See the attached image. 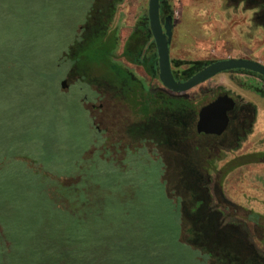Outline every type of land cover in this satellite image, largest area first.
Wrapping results in <instances>:
<instances>
[{"label": "rangeland", "instance_id": "374dc122", "mask_svg": "<svg viewBox=\"0 0 264 264\" xmlns=\"http://www.w3.org/2000/svg\"><path fill=\"white\" fill-rule=\"evenodd\" d=\"M91 1L0 0V42L14 51L26 48L31 54L25 61H17L0 52V69L11 72L9 82L0 87V260L7 264H75L66 258H50L56 251L74 250L64 241L66 230L74 217L89 208L106 206L115 212L116 223L107 232L113 247L134 244L135 223L119 213L121 209L145 207L156 217L174 215L173 210L158 207L162 198L156 196L163 197L157 189L159 162L145 152L132 154L141 150L137 143L131 146L132 152L126 149L132 145L126 132H105L121 130L114 120L130 114L129 109L106 103L99 112L86 101L87 111L81 105L83 99L104 103L114 96L71 73L68 62L58 61L63 53H89L80 43L72 48L69 42L72 22H83ZM104 2L93 1L94 9L88 13H95ZM167 3L174 18L173 60L212 63L247 58L264 64V25L255 23L254 9H245L243 3L231 7L224 0ZM148 9L149 0H123L117 5L112 23L119 34L117 59L134 28L142 21L150 28ZM144 39L140 38V47ZM153 42L152 36L144 50ZM153 49L157 52L156 45ZM124 64L146 85L164 88L159 78L151 80L143 68ZM94 75L96 72L91 78ZM62 80H67L66 88H62ZM259 89H264L262 78L227 71L186 94L199 106L221 92L256 105L253 132L238 150L218 162V170L225 195L264 216V163L249 162L228 170L234 159L239 163L248 154L264 152V97ZM216 174L213 172L215 179ZM60 179L71 182L70 190ZM148 197L157 201V208H150ZM225 215L228 220L244 222L264 253V237H257L252 221Z\"/></svg>", "mask_w": 264, "mask_h": 264}, {"label": "trees", "instance_id": "16d2710c", "mask_svg": "<svg viewBox=\"0 0 264 264\" xmlns=\"http://www.w3.org/2000/svg\"><path fill=\"white\" fill-rule=\"evenodd\" d=\"M93 1L85 8L83 22L74 21L70 27V47L80 43L88 48L89 53H63L58 61L68 62L71 73L80 75L114 97L126 100L139 114L140 124L145 125L146 132H138V135L144 136L142 140L155 145V148L130 151L132 154L145 152L159 162L161 175L157 189L163 193V197L156 196L162 198L158 207L162 211L173 210L174 215L170 219L162 214L156 217L145 207L137 208L138 211L121 209L119 213L135 223L134 244L113 247L108 243L107 232L110 225L116 223L115 212L111 213L106 206L89 208L90 211L88 209L86 213L74 217L66 230L64 241L74 246V250L63 253L56 251L50 259L66 258L75 264H264V253L252 240L247 225L228 220L225 212L230 217L252 221L259 239L264 237V216L230 200L225 195L218 170V162L228 152L238 150L253 132L257 118L256 105L235 99L237 104L230 112L229 127L222 135L198 133L199 109L205 104L199 106L186 94L173 93L166 88H151L144 80H139L111 53L118 43L115 31L107 41H103L107 30L99 35V39L85 35L81 26L90 25L96 18L108 28L114 20L117 5L123 0H103L112 1L113 6L107 10L98 8V11L90 14L89 9H94ZM224 1L231 7L243 3L245 9H254V20L260 26L264 25V0ZM161 6L162 17L166 14L173 16L167 0H161ZM140 25H143L145 43L136 52L127 49L123 56L131 63L142 65L152 80L158 79V54L153 49L155 43L146 53L144 50L152 34L146 21ZM0 52L7 53L17 61H25L31 56L28 49L14 51L3 42H0ZM171 61L175 78L182 81L191 78L207 63L200 60ZM94 71L96 75L91 78ZM229 72L249 73L264 80L261 75L247 70ZM9 75L11 72L0 69L1 88L9 82ZM257 92L264 97V89ZM221 94L224 92L218 96ZM243 159L239 163L234 159L233 165L227 164L232 165L228 170L249 162L264 163V152L248 154ZM213 172L217 173V179ZM70 183H64L68 190ZM135 185L139 186L138 183ZM67 189L65 195L68 196ZM146 193L149 195L152 189ZM62 198L66 203L67 198ZM146 199L150 208H157L156 200L152 202L149 197ZM132 200L134 198L130 200L133 203ZM54 262L57 264L59 261ZM0 264L7 263L0 260Z\"/></svg>", "mask_w": 264, "mask_h": 264}, {"label": "water", "instance_id": "95a60500", "mask_svg": "<svg viewBox=\"0 0 264 264\" xmlns=\"http://www.w3.org/2000/svg\"><path fill=\"white\" fill-rule=\"evenodd\" d=\"M149 25L158 54L159 79L164 88L173 93L186 94L220 73L231 70H247L264 77V64L247 58H229L206 63L204 67L188 80H177L173 73L171 43L173 39L174 18L161 16V0H149ZM62 88L67 80H62ZM187 95V94H186ZM236 100L228 93L217 96L213 101L199 109L198 133L222 135L229 127L230 112L236 107Z\"/></svg>", "mask_w": 264, "mask_h": 264}, {"label": "flooded vegetation", "instance_id": "af4514ba", "mask_svg": "<svg viewBox=\"0 0 264 264\" xmlns=\"http://www.w3.org/2000/svg\"><path fill=\"white\" fill-rule=\"evenodd\" d=\"M111 6H113V3L112 1H108V2H104V5L101 7L102 9H106L107 8H110ZM162 7V6H161ZM109 12V11H106V13ZM168 14L164 15V17L162 18H165L167 17ZM96 18V17H95ZM113 23V22H112ZM112 23L110 24V26L108 28H106V26H104V24L98 19L96 18L94 20V22H92L90 25L86 24L87 26H81V29L85 30V35L89 36V37H97V39H99V35L102 34L104 31L107 30V35H106V38L103 40V41H107L109 39V36H111V34L115 31L116 32V35L115 37L117 38L118 37V43H117V46L115 47L114 50L111 51V53L117 57V51H118V48H119V34H118V31L115 30V28L112 27ZM256 23V21H255ZM257 24V23H256ZM150 29V28H149ZM143 30V25H138L136 28H134V30L131 32L130 36L128 37L127 41L124 43V45L122 46L121 48V59H123L122 61H119L121 60L120 58L117 59V61L121 64H123L124 66H126L124 64V62L126 64H129V65H132V66H135V67H141L144 69V67L142 65H139V64H134V63H131L129 62L126 57L123 56V53L128 49L130 52H136L138 51V49L140 48V45L142 44L140 40V38H143L144 36V32L142 31ZM151 31V30H150ZM152 34V33H151ZM155 43V42H154ZM150 49V47L148 46V48L145 50L146 52ZM145 52V53H146ZM127 67V66H126ZM145 71V69H144ZM146 72V71H145ZM134 73V72H133ZM135 74V73H134ZM147 74V73H146ZM148 75V74H147ZM135 76L143 81L141 79V77L137 76L135 74ZM149 76V75H148ZM150 77V76H149ZM152 80V79H151ZM152 86L151 88H157V87H154L153 85H150ZM170 91V90H169ZM89 103L90 106H91V109L92 110H98L99 112L103 110L104 108V105H106V103L110 106H125L126 109H129L130 111V114L127 113H123L121 116L119 115V118H115L114 122L121 125V130H117V129H108V130H105V132H126L125 136H128L129 138V141L132 143V145H129V146H126L125 148L127 149H130L131 150V146L133 147V144L137 143L139 145H141V150H145L147 148V150H150L151 148L154 149L155 148V145H152L151 143H148V142H145V140H142L144 139L143 137L144 136H140L138 135V132H146L145 131V125L143 123L140 124V121H141V118L139 117V114L136 113V111L134 110V108L131 106V104H129L126 100L124 99H121L119 97H112V98H109L106 102H96V101H92L91 99L89 100L88 98L87 99H83V102L81 103V105L83 107H85V103ZM86 109V107H85ZM87 110V109H86ZM88 111V110H87ZM114 124V123H113ZM140 137H138V136ZM125 149V150H126ZM132 151V150H131ZM126 152V151H125Z\"/></svg>", "mask_w": 264, "mask_h": 264}]
</instances>
